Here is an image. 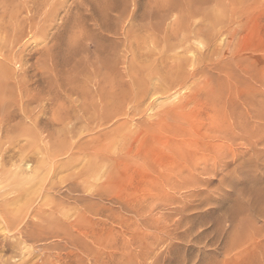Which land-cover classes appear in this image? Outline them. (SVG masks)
Masks as SVG:
<instances>
[{"label":"rangeland","instance_id":"1","mask_svg":"<svg viewBox=\"0 0 264 264\" xmlns=\"http://www.w3.org/2000/svg\"><path fill=\"white\" fill-rule=\"evenodd\" d=\"M198 2L0 0V264H227L264 226V0Z\"/></svg>","mask_w":264,"mask_h":264},{"label":"bare ground","instance_id":"2","mask_svg":"<svg viewBox=\"0 0 264 264\" xmlns=\"http://www.w3.org/2000/svg\"><path fill=\"white\" fill-rule=\"evenodd\" d=\"M198 1L199 0H190V2L193 3V4H197ZM198 3H200V2H198ZM209 36H210V38L213 37V35L211 33L209 34ZM12 71H11L10 68L3 66V72H5L7 74H11ZM184 82L185 81H177L174 84V86H173L172 82L170 84L165 83L164 84V88L167 89L169 87L174 88V87H176L178 85L181 86V85L184 84ZM191 103L192 102L185 101L182 104L178 105L177 107H168V106L164 107L162 109V111L158 114V117L162 121V123H160L159 125H163L164 126V124H165V128H167V127L172 128L171 130L173 131V133L176 132V130H178L177 128H180V126H178L177 122L165 123L166 120L168 118L177 119V118H181L182 116L186 115L184 109ZM237 125L240 128V125L239 124H237ZM234 126L236 127V125H234ZM217 131L222 135V138H223V142L219 145L220 146L219 149H220V152H221L220 154L224 155L225 154V150H226L225 149L226 145H225L224 142L225 141H229V140L235 141V138L233 137L234 135L231 134L230 125L227 126V125L223 124V126ZM254 137L256 139L254 141H252V142L248 141V139L245 138L246 142L244 143V145L248 147V150H253L255 152V151H258L256 149V146L259 143V139L260 138H258L257 136H254ZM243 139H244V137H243ZM163 148L168 150L169 154L171 156L174 155L176 160H179L178 158H180V159L185 158V156H186L185 155V151H184L185 146L183 144L177 142V141H175L173 144H169V145L167 144ZM217 150H218V148L216 149V151ZM129 153L130 152H128V154ZM256 155H257V158H259V155L258 154H256ZM124 159H126V158L125 157L122 158V157H119V156H116V158H113V157L110 158L112 164L116 168L121 166V162ZM241 163H244V162H241ZM249 163H251V162L249 161ZM156 164H158V175L160 177L161 176L163 177L166 174L165 173V169H164L165 166H163L161 163H158V161H156ZM246 170L247 169L240 168L239 175H241L243 177H248V173H247ZM197 171H200V173H210V170L205 165L201 166L200 168L197 167ZM182 175H183V171H181V173H178L176 176L181 177ZM187 177L190 178V175H187ZM261 192L263 194L262 196H264V188L263 187H262V189H261V191L259 193L257 192V194L260 195ZM249 194H251V193H249ZM252 195H254V194H252ZM259 198L260 197H258V199ZM6 216L2 217V221H4L6 223L8 229L9 228H15L16 229V227L18 225H20L19 221H22V220H19V218L17 219V217L12 216V215L11 216L10 215H6ZM26 223H28V222H26ZM3 226H4V224L2 225V227ZM26 230L27 229H25V231H23V229H20L19 235L17 234L19 237L16 238V241H14V243H12L11 241L7 242L6 239H4L5 241H0V253L1 252H11L12 254H14V255H12L13 258L18 257L20 255V253H18L17 250L19 249L20 252L22 253V250L26 247L25 246L26 245V240L28 238L32 237V234L27 233V232H29V230L27 232H26ZM249 230H252V228H250ZM234 234H237V232L233 233V237H231V235H232V233H231V235H230L231 238L229 237V239L227 241V245H228V247H227V250H228L227 251V255H228V257H226L227 264H241L240 262H247L248 263L249 262V259H248L249 255L252 256V259L250 260L249 264H264V226L261 227V228H256L255 230H252L249 233H245L243 237L242 236L238 237V236H240L239 232H238V234H239L238 236H236V235L234 236ZM14 236H13V238L16 237V236L15 237ZM0 239H1V237H0ZM249 247H251V249H249ZM13 249H15V250H13ZM22 254H21V256H22ZM28 263H24L23 262V264H28Z\"/></svg>","mask_w":264,"mask_h":264}]
</instances>
